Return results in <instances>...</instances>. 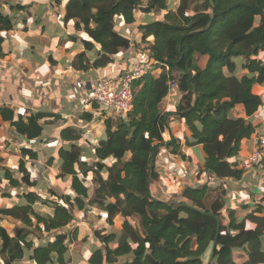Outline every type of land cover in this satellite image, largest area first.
I'll return each mask as SVG.
<instances>
[{"label":"trees","instance_id":"16d2710c","mask_svg":"<svg viewBox=\"0 0 264 264\" xmlns=\"http://www.w3.org/2000/svg\"><path fill=\"white\" fill-rule=\"evenodd\" d=\"M168 1L70 0L66 21L74 20L75 30L90 37L73 68L86 72L111 65L120 51L136 45L116 30L117 17L124 25H134L137 10L167 11ZM175 14L138 28L142 44L154 38L148 55L153 63L132 84L131 111L106 120V136L92 156L79 144L81 131L62 130L61 139L69 146L59 145L49 164L59 160L56 178L69 183L66 193L46 188L44 193L56 200H43L33 192L41 184L32 180L23 160L17 172L3 169L0 183L6 184L0 190L31 191L22 194L26 205L0 208V218L9 219V228L0 226V264H71V247L79 243L76 213H85L91 206L106 212L109 226L118 216L124 222L121 233L94 230L97 246L88 251V264H207L208 254L209 264H236L237 251L247 255L243 264H264V198L239 220L236 211L227 208L228 190L220 183L242 178L244 172L229 161L238 156L243 140L260 135L263 128L255 119L263 96L255 89L264 85V0H179ZM12 28V19L0 14V31ZM87 52L94 53L92 62ZM197 56L208 57L205 68L199 66ZM238 59L243 60L241 66ZM239 67L244 74H238ZM173 83L181 94L174 115L191 134L187 145H202L206 155L198 175L208 174L218 184L187 187L179 201L163 202L152 196L150 187L158 179L154 164L161 147H174L178 153L176 142L166 144L163 138L169 115L163 113L162 104ZM237 106L244 108L247 119L232 116ZM93 107L100 108L96 103ZM0 113L18 135L30 141L43 137L42 120L59 119L43 112L25 119L8 108ZM84 119L93 118L85 114ZM21 154L38 160L31 150ZM91 175L98 186L89 199L85 179ZM3 193L4 198L10 197ZM37 203L52 212L35 210ZM132 217L139 219L138 227L130 222Z\"/></svg>","mask_w":264,"mask_h":264},{"label":"crops","instance_id":"0c3cea01","mask_svg":"<svg viewBox=\"0 0 264 264\" xmlns=\"http://www.w3.org/2000/svg\"><path fill=\"white\" fill-rule=\"evenodd\" d=\"M69 1L0 0V14L10 17L13 22L11 30L0 31V38L3 39V55L0 56V112L1 109L8 108L16 116L21 115L25 119L39 112L59 116V119L51 117L42 120L41 124H44L45 128L43 137L30 141L18 135L9 122L3 121L0 113V175L4 168L17 172L19 161L23 160L27 163L33 181H39L41 184L44 179L49 183L50 179L60 172V167L59 160H55L54 165L48 163L56 156L59 145L69 146L61 139L62 130L68 127L82 132L79 144L88 156H92L94 147L106 136L105 122L110 115L107 117V113L102 109L93 107V103L90 102V86L97 79L109 74H123V70L133 63L136 56L145 59L141 62L140 69L146 68L149 64V48L154 38H148L147 44H142L143 35L138 28L153 20L162 21L178 3L169 0L170 9L162 11V17L157 19L153 18L155 13L145 14L137 10L134 25H124L120 17H117L119 23L116 30L136 45L129 50L120 51L108 67L83 72L75 70L72 64L78 54L85 52L83 42L89 41L90 37L85 32L75 30L74 20L66 21ZM17 6L25 9L20 11ZM96 48L99 50L100 46L97 45ZM141 50L147 53L140 54ZM86 54L92 62L95 58L94 53ZM197 59L199 66L205 68L208 57L197 56ZM242 61L238 59L236 63L241 66ZM238 74H244L240 67ZM255 92L263 94L264 85L257 86ZM180 98L181 94L177 89L173 92L169 91L162 104L163 113L169 115L164 142L167 144L175 141L178 146L177 154L173 152L174 147H161L154 164L158 179L152 182L151 193L155 199L163 202L179 201L183 190L187 187L218 184L208 174L198 175L199 170L204 166L206 155L202 145H187V139L191 137L190 131L185 122L174 115ZM85 114L92 116V121L84 119ZM256 114L255 119L259 121ZM232 116L247 119L242 106H237ZM57 122L63 124L57 126ZM258 135L259 133H255L250 139L243 140L238 156L229 161L244 172L242 178L220 182L228 190L227 208L235 210L239 220L245 217L247 210H254L264 198V188L260 183L261 173L257 170L244 169V164L255 148ZM24 149L36 152L38 160L33 162L28 156L22 155ZM4 184L6 181L0 183V186ZM67 188L69 189V184L64 189ZM3 189L5 190L3 192L10 194L11 198L18 194L22 196L25 190L31 191L28 188H21L18 191L4 187ZM21 190L22 192H19ZM8 202L4 200L1 189L0 206L3 207L0 208L12 207L7 206ZM8 220L0 218V226L9 228ZM228 222V216L224 214V224L227 225ZM233 260L236 264H243L247 261V255L243 251H237ZM210 262L211 256L209 257L208 254L206 263Z\"/></svg>","mask_w":264,"mask_h":264},{"label":"rangeland","instance_id":"374dc122","mask_svg":"<svg viewBox=\"0 0 264 264\" xmlns=\"http://www.w3.org/2000/svg\"><path fill=\"white\" fill-rule=\"evenodd\" d=\"M173 1L178 2L175 6H173V8L171 10V13H173L175 16L176 10H177L178 5H179V0L178 1L173 0ZM165 16H164V18H165ZM161 17H162L161 12H157V13L155 12V19L161 18ZM140 52H141L140 54H142V53L146 54L147 53L143 50H141ZM133 60H135V59H133ZM141 65L142 64H136L135 62H133L134 69L139 70ZM128 70L130 71V69H128ZM122 73H124V71ZM170 91L173 92L174 90H170ZM104 116H106L105 113H104ZM107 117H108V113H107ZM46 175H48V174L46 173ZM56 176H57V174H56ZM56 176L52 177V179L48 178L51 180L49 183H48V181H45L44 179H42L43 181L40 185V189H38L37 192H38V194H41L43 200H56L55 198H53L51 196V194H48L46 192L44 193L46 188L47 189L52 188L55 191H57L59 194H64L69 190L68 188L64 189L65 186L69 183H65V182H61V181L57 180ZM85 185L89 188V199H92L94 196V190L98 186L97 182L95 181V179L92 175L89 176L87 179H85ZM3 191L4 190H2V192ZM19 192H22V190ZM25 192H27V190H25ZM4 200L9 201L7 206H20V205L22 206V205H26L28 203L27 199L23 196H20L19 194L14 195L13 198H11V197L10 198H4ZM7 206H4V207H7ZM0 207H3V206L1 205ZM34 208L37 211L48 212V213L52 212V210L50 208H48L47 206H45L41 203L35 204ZM83 214H85V218L82 216ZM76 215H77V219H78V225L77 226L80 230L79 231V237H78L79 243H77L76 245H73V247H71V250H72L71 251L72 252L71 264H88L86 261L88 251L93 250V248H95L97 246L96 240L94 237V230H100L102 232L104 231V233H109V232L121 233L124 219L122 217L118 216L114 220V226H109L107 223V219H106V212L102 208H99L97 206H91L90 209L87 210L85 213L84 212H77ZM129 220L135 227H138L139 219L137 217H132ZM82 240L85 241L84 245H83V243H81ZM22 264H27V263L23 262Z\"/></svg>","mask_w":264,"mask_h":264},{"label":"built area","instance_id":"2783aa9c","mask_svg":"<svg viewBox=\"0 0 264 264\" xmlns=\"http://www.w3.org/2000/svg\"><path fill=\"white\" fill-rule=\"evenodd\" d=\"M134 59L133 62L136 64H142L141 62L145 60L142 56H136ZM152 63L139 70L134 69L133 63H131L128 68L123 70V74H109L104 78L97 79L90 86V102L96 103L110 117L120 118L126 115L131 111L133 104L132 84L141 77ZM175 89H177V84H171L170 90ZM262 96L263 105L257 112L256 117L262 124L263 130L256 137L255 148L244 164V169L246 171H259L261 173L260 183L264 188V92Z\"/></svg>","mask_w":264,"mask_h":264}]
</instances>
